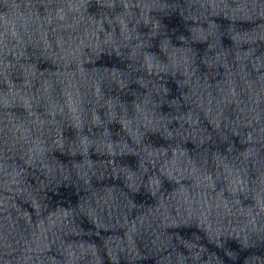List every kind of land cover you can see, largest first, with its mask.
<instances>
[{"label": "clouds", "instance_id": "clouds-1", "mask_svg": "<svg viewBox=\"0 0 264 264\" xmlns=\"http://www.w3.org/2000/svg\"><path fill=\"white\" fill-rule=\"evenodd\" d=\"M0 264H264V0H0Z\"/></svg>", "mask_w": 264, "mask_h": 264}]
</instances>
